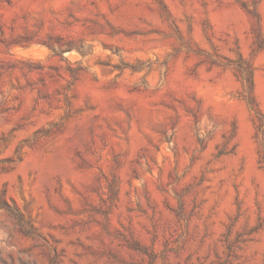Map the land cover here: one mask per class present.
<instances>
[{
  "label": "rangeland",
  "instance_id": "rangeland-1",
  "mask_svg": "<svg viewBox=\"0 0 264 264\" xmlns=\"http://www.w3.org/2000/svg\"><path fill=\"white\" fill-rule=\"evenodd\" d=\"M0 264H264V0H0Z\"/></svg>",
  "mask_w": 264,
  "mask_h": 264
}]
</instances>
